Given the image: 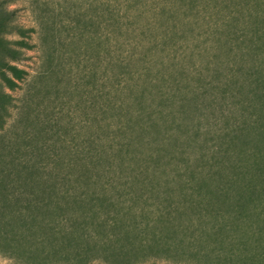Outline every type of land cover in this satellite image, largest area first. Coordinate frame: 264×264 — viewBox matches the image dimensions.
Returning <instances> with one entry per match:
<instances>
[{
	"label": "rangeland",
	"instance_id": "rangeland-1",
	"mask_svg": "<svg viewBox=\"0 0 264 264\" xmlns=\"http://www.w3.org/2000/svg\"><path fill=\"white\" fill-rule=\"evenodd\" d=\"M214 1L182 4L167 0H0L7 14V26H12L4 39L18 51L14 64L26 72L14 90L4 89L10 96V115L0 129V137L25 166L36 165L39 169V155L46 159L55 153L65 155L67 150L74 153L77 144L82 147L88 139L96 138L107 147L111 143L109 133L113 143L125 144L128 139L120 136L118 122L105 111V105L108 99L116 105L127 103L138 114L141 104L125 99L129 84L137 85L138 92L147 88L142 100L145 114L158 110L167 114L158 120L157 131L149 129L133 145V156L125 154L121 166L118 162L114 165L116 172L109 176L116 180V190L107 186L102 194L95 184H90L80 190L76 200L51 196L41 203L52 232L69 235L74 227L80 230L82 225L84 233L77 235L79 245L74 239L64 255L46 250L39 256V245L31 242L32 235L28 236L36 258L32 264H225L221 262L226 252L224 245L230 242L233 258L240 257L246 264H264V257L259 256L264 255V214H259L262 203L257 198L253 203L240 204L243 216L227 224L229 231L226 229L221 248L207 242L199 247L191 239L197 234L196 231L190 236L192 229L186 230L185 235H171L168 246L163 240L161 245L152 247L132 235L122 238L103 229L107 217L103 195L115 202L121 200L118 193L125 191L122 187L127 192L134 189L124 179L126 172H141L150 182L169 184V189L166 184L145 187L139 201L133 195H129L131 200L125 197L123 208H128L129 213L124 219L134 226L130 232L135 234L144 225L143 214L155 220L159 211L171 212L176 207H182L186 215L200 212L203 220H208V209L216 208L222 213V222L226 207L234 217L235 208H239L234 198L240 190L250 184L261 188L252 163L256 159L264 169V134L238 129L243 124L239 117L243 107L249 115H260L259 108L248 101L249 79L264 76V57L253 54L254 26L249 28L244 23L253 12L248 6L255 0ZM133 8L141 12H134ZM235 22L240 23L237 26ZM260 27L264 29L257 28ZM224 41L229 43L228 53ZM219 45L223 47L217 48ZM143 64L151 70L145 78ZM197 86L199 90L193 95L191 91ZM214 86L219 87L217 92ZM177 88L186 98L182 107L179 103L173 107L161 105L159 92L168 96ZM225 88L227 94L223 98L221 91ZM39 123L46 128L42 135ZM91 124L97 126L94 133ZM135 136L140 139L141 135L136 131ZM193 178L204 183H200L203 187L197 194L192 189ZM214 186L221 187L219 194ZM32 187L23 196L39 199L40 187ZM185 196L193 197L194 205L186 204ZM194 224L193 227L196 221ZM159 234L164 233L156 231V236ZM188 240L193 242L189 250L185 247ZM103 246L112 247L113 254ZM197 249L199 252L194 253ZM13 262L0 247V264Z\"/></svg>",
	"mask_w": 264,
	"mask_h": 264
},
{
	"label": "trees",
	"instance_id": "trees-1",
	"mask_svg": "<svg viewBox=\"0 0 264 264\" xmlns=\"http://www.w3.org/2000/svg\"><path fill=\"white\" fill-rule=\"evenodd\" d=\"M159 1L161 2L164 0ZM167 1H173L176 3L180 2L182 4H193L195 2L201 3L207 1L209 2L212 0ZM263 2V0H255L252 4L248 6L252 7L253 12L248 14V18L244 23L248 27L254 26L252 29V35L256 38V42L252 41V47L250 46L254 49L252 50L254 51L253 54L255 55L256 53H258L259 55H262L264 57V45H262L264 43V29L261 27V29L257 28L258 26H264ZM143 3L145 7L146 4L145 2ZM245 6L247 5L245 4ZM133 11L138 13L141 12V10L136 8H133ZM234 19L235 18L233 17V20ZM7 21L8 20L7 14L5 13V9L0 5L1 130L4 127L3 125L5 124L7 117L10 115L8 108V106L10 105V96L5 93L4 89L6 88L8 90H14L17 87V82L22 80L26 74L24 70L19 69L14 64V62L18 59V51L11 48L8 45L7 40L4 39V34L6 32H9V29L12 27L7 26ZM235 23L238 26V23L240 22ZM226 40H228L227 37L225 41ZM225 43V51L228 53V50H230V46H228V42ZM220 46L221 45H219V47L217 48L223 47ZM239 47L240 46H237V48ZM142 69H144L145 71V73L143 74L144 78L146 76H150V66L143 64L141 70ZM159 72L161 74H159L158 76L162 78L164 75H162L161 70H159ZM250 79L249 85L251 86V98L248 101L259 108L258 111H260V115L258 113H255L254 115H249V113L246 111V107H243L241 111L242 114H240L241 116L239 115V117H242L243 119V124H240L238 126V129H240L241 131L247 130V133L250 134L254 131H257L258 135H262L264 134V123H262V121L264 120V116L261 115L263 114L261 113L263 112L262 109H264V76L260 74ZM136 87L137 85L135 84H129L125 88L126 91L123 90L121 92H126L125 99H127V101L132 99L136 100L137 105L141 104V107H139L138 114H135L134 111L137 110L135 109L133 111L131 109V105L127 103L124 105H116L115 101L108 99L109 102H107L105 105V111L107 113L110 112L118 122L117 127L119 133L121 132L120 136L122 135L121 137L128 139L125 144L120 142L113 143L114 138H111L110 133L108 134L107 138L111 141V143L107 147L105 146V144H103L100 140L96 138L88 139L86 140V143H84L85 146L83 145L81 147L80 144H77L78 146L74 148V153H71V150H67L65 155H57L55 153L54 156H48L46 159L42 158L43 156L40 157L39 155L38 169L36 165H32V167L25 166V162H23L21 159H17L14 154H12L11 151L8 149L7 144L4 143V139L0 137V247H4V250L8 253V255L14 259V262L12 264H23V262H25L26 264H32L33 261L36 260L34 252L30 249L29 243L31 242L39 245V256L46 250H48L49 253L54 252L64 255L65 251L66 253H68L67 248L73 245L72 242L74 241V239V242L77 243L76 246L79 245V242H77V235L79 237L80 234L84 233V230H82L84 229V226L82 227V225H80V230H76V228L74 227V230H71L70 232V234L72 233V236L70 234L67 235L66 233H61L60 231L56 232L54 230L52 232L53 227H50L48 225L50 221H47V218L45 216L46 214L41 211V203L45 199L50 198L51 196H55V198L60 197L62 200L65 201L66 199L76 200V198L80 197L77 196L78 194L80 195V190H82L84 186L90 184H95L99 188V191H103L102 194H104V191L107 189V186L111 187L113 190H116V188L114 187V184H116V180L114 179V177L110 178L109 176V174H114L116 172V163L118 162V165L121 166V164L123 163L122 161H124L123 157H125L126 155L133 156V154H135V151L132 150L133 145L137 143V141L142 140L143 136L148 133L147 131H149V129L152 128V131H157L156 128H158L159 125L158 120L164 119L167 116V114L164 116L163 113L159 110L151 112L149 114H145V110L142 107V100L146 97L147 88L144 86L143 88H141L140 92H138ZM221 87H224V84ZM225 87L227 86L225 85ZM214 89L217 92V89H219V87L214 86ZM198 90L199 87L195 90H192L191 93L194 95L195 91ZM226 90L227 88H225L224 91H221V95H223V98L224 95L227 94ZM159 93V100L161 105L169 104L173 107V104L179 103V106L181 105L182 107L183 102L186 101V98L182 95L180 88H177L174 92L171 93V95L168 94V96L161 91ZM202 93L203 92H201V94ZM128 94L132 96H129ZM118 96L120 97V95ZM120 103H122V101ZM96 127L97 126H94V124H91L90 128L92 133H94ZM44 128L45 127L41 126L39 123V135H42V133L45 131ZM136 131L140 133V139L135 136ZM254 155H257L258 157L259 153L256 152L254 153ZM43 163L47 164L43 165ZM49 164L51 165V168H48ZM252 166H255V173L259 176V181L257 184L260 185L261 188L255 189V187H253L254 185L250 184L249 187L246 185V187L240 190L238 194L236 193L237 196L235 195L234 199L235 203L239 205V208H235L236 212L234 214V217L232 213L233 211L231 213L228 212L230 211V209H227L228 207H226V210L224 212L226 213V217H223L222 222L219 221V219L222 218V213L219 209L216 208L208 209L206 211L208 220H203L201 216L199 217L200 212H198V214L195 213L192 215H186L184 214L185 212L181 210L182 207H176L173 208V210H170L171 212H168L169 210H165L164 212L159 211L158 213L161 214H159V216L155 220L143 214L142 217L144 219V225L140 228V230H137L136 234L134 232H130L131 229H133L132 227L134 226L128 223L126 219H124L125 216H127V213H129L126 212L128 208H123V204L126 199L125 197L128 196L127 199L130 198L131 200L130 196L133 195L135 197V200L139 201L141 198V194L143 193L141 191L145 187L147 188L149 185L153 186L155 184L159 187L166 184L165 188L169 189V184L167 182H160V184L159 182H150V180H148V178L145 177L141 172H137L136 174V171L134 173L126 172L124 175V179H128L127 183L134 189L131 188V191L127 192L126 187H122L121 190L123 189L125 191H121L118 193V199L121 200L115 202H112V199L110 197H106L105 195H103V198H105V206L103 208V212L107 216L106 220L104 221L105 225L103 229H107L108 233L112 234L113 236H116L118 233L122 238H131L130 235H132L133 237L137 238L139 242L142 243L143 241H145L151 247L152 245H161L163 243V240L164 243H166V245L168 246L170 245L168 244V240H171L172 236L176 235L177 233L185 235L186 230L189 231L192 229V233L190 234V236L196 233V231L197 234H195L191 239L194 243L199 245V247L203 246V242H207L209 245L213 243L221 248V246L225 244L224 240L229 231V229L226 228L227 224H233V221L243 216L240 210V204L241 206H244L245 201L247 203H253L254 199L257 198L262 203V212L258 213L264 214V169L260 167V164H258L256 159L252 163ZM216 175L217 174L214 175V178L217 177ZM154 181L158 180L154 179ZM193 182L195 183V186L192 189L195 188V192L197 194L198 191L204 186V183H201L202 179L195 178H193ZM200 183L203 184V186H201ZM32 186L40 187L39 199H37L38 197H35L29 200L27 198L28 196H23V194L28 188H33ZM180 188H183V185H180ZM214 188L215 191H217V194H219L218 192H220L221 187L214 186ZM192 198L193 197L191 196H185L183 200L186 204L189 203L190 205H192L191 203H193L194 205L193 201H195V199ZM210 199L211 197L208 198V201ZM37 200L39 201V204ZM35 201L37 202V204ZM89 205H92L91 200H89ZM140 210L143 211V209ZM174 213L176 215H173ZM93 214H97V212H94ZM245 216L246 214H244V217ZM195 221L196 226L193 227L195 225ZM133 222L135 223V221ZM156 231H160L164 234H159V236H156ZM74 233H77L75 234L76 236H74ZM141 233H144V236ZM28 236L32 238L31 242L29 241L30 239H27ZM190 241L188 240V245L185 246L186 248H188L187 250H189L191 246H193V242ZM175 244L177 246L178 243ZM175 244L172 243V245ZM179 244L181 245V243ZM232 245V242H230L229 244L227 243V245H224L226 252L221 262L225 264H231L232 262L233 264H246L244 259L242 260L240 257H232L233 250L230 249L233 248ZM110 246H103L102 248L107 251L111 250L112 252L114 249H111L112 247ZM181 248L183 249V247ZM235 248L237 251L240 250V247ZM199 250L200 249L194 250V253H198ZM259 256L264 257L263 253ZM216 258L217 260H219L218 255ZM27 259H29L30 261H27Z\"/></svg>",
	"mask_w": 264,
	"mask_h": 264
}]
</instances>
